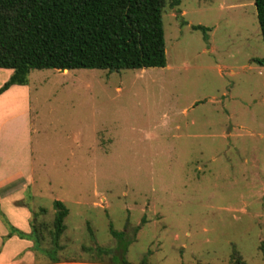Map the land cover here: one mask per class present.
Returning a JSON list of instances; mask_svg holds the SVG:
<instances>
[{
	"label": "rangeland",
	"instance_id": "374dc122",
	"mask_svg": "<svg viewBox=\"0 0 264 264\" xmlns=\"http://www.w3.org/2000/svg\"><path fill=\"white\" fill-rule=\"evenodd\" d=\"M163 26L164 68L33 70L18 85L25 90L0 98V125L28 98L32 184L21 203L47 228L24 253L18 236L6 237L4 215L0 264H264V66L252 62L264 43L254 0H181ZM12 72L0 69V87ZM54 200L69 211L55 260ZM110 224L129 236L141 225L124 256Z\"/></svg>",
	"mask_w": 264,
	"mask_h": 264
},
{
	"label": "trees",
	"instance_id": "16d2710c",
	"mask_svg": "<svg viewBox=\"0 0 264 264\" xmlns=\"http://www.w3.org/2000/svg\"><path fill=\"white\" fill-rule=\"evenodd\" d=\"M180 4L181 0H0V69L13 71L0 87V94L13 85H26L33 70L95 69L113 73L164 68L163 13ZM254 6L264 43V0H254ZM191 28L204 34L211 30L202 25ZM252 62L264 66V58H253ZM53 208L48 236L52 245L49 254L55 260L69 211L59 200H54ZM37 216L33 214L30 233L10 226L6 237L15 234L32 241L34 247L40 246L47 228L35 225ZM140 228L134 227L129 236L110 224L121 256ZM259 250L264 258V243ZM121 262L127 264L124 259ZM236 264L244 263L237 260Z\"/></svg>",
	"mask_w": 264,
	"mask_h": 264
},
{
	"label": "crops",
	"instance_id": "0c3cea01",
	"mask_svg": "<svg viewBox=\"0 0 264 264\" xmlns=\"http://www.w3.org/2000/svg\"><path fill=\"white\" fill-rule=\"evenodd\" d=\"M23 90H25L24 87L15 85L4 92L0 98H6L12 93L16 94L17 91ZM27 99H25L23 109L13 113H9L8 110L0 125V211L3 214L0 220L6 216L7 222L13 223H10V225L24 233H30L32 220L29 208L24 204V201L21 203L22 200H25L26 191L32 184L31 173L28 167V161H30L31 156V113ZM4 228L0 221V241L1 237L7 234ZM15 239L17 242L24 244L21 248L22 250L24 248L28 250L33 247L30 240L27 242L26 239L19 237H15ZM8 243H5V247L11 246ZM26 249H24V253ZM18 250L19 248L14 252H11V250L8 252L12 260L15 255L20 253ZM2 253L3 250H0V255Z\"/></svg>",
	"mask_w": 264,
	"mask_h": 264
}]
</instances>
